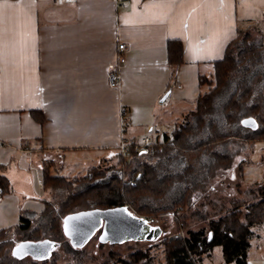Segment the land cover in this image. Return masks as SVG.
Here are the masks:
<instances>
[{
    "label": "crops",
    "instance_id": "1",
    "mask_svg": "<svg viewBox=\"0 0 264 264\" xmlns=\"http://www.w3.org/2000/svg\"><path fill=\"white\" fill-rule=\"evenodd\" d=\"M252 25L264 31V0H0V172L11 184L0 230L43 211L44 163L54 176L79 177L112 165L123 139L160 142L195 109L200 76ZM168 41L182 44L179 67ZM119 43L114 89L106 76ZM250 245L247 264H264V227ZM213 251L201 264H223Z\"/></svg>",
    "mask_w": 264,
    "mask_h": 264
},
{
    "label": "trees",
    "instance_id": "2",
    "mask_svg": "<svg viewBox=\"0 0 264 264\" xmlns=\"http://www.w3.org/2000/svg\"><path fill=\"white\" fill-rule=\"evenodd\" d=\"M167 48L169 62L179 67L181 42L168 41ZM199 87L195 109L175 124L171 138L165 135L148 150L136 153L135 143L129 142L127 160L119 154L112 165H98L79 177L54 176L51 164L44 163L43 187L51 198L44 201L42 212L23 211L18 225L0 230V264H27L10 253L12 233L23 241L61 244L69 256L66 264H84L89 255L71 246L62 230L63 218L114 207L129 208L148 223L152 219L153 226L161 225L163 216H173L184 234L159 241L165 264H201L215 247L221 249L223 264H247L250 242L257 228L264 227V184H244L247 160L235 159L243 147L251 152L255 143H264V31L255 25L238 30L222 59L213 63L211 76H200ZM246 119H254V130L242 124ZM231 143L240 149L229 150ZM232 168L238 175L237 196H210V188ZM10 191V181L0 172V198ZM29 264H58V259L53 255ZM104 264L155 262L151 248H129L125 256L108 252Z\"/></svg>",
    "mask_w": 264,
    "mask_h": 264
},
{
    "label": "water",
    "instance_id": "3",
    "mask_svg": "<svg viewBox=\"0 0 264 264\" xmlns=\"http://www.w3.org/2000/svg\"><path fill=\"white\" fill-rule=\"evenodd\" d=\"M168 94L164 95L163 102ZM245 127L252 130L256 128L254 119H246L242 122ZM64 236L74 248H82L96 234L99 244H122L134 242H156L164 236V230L159 226H153L145 218L135 215L126 207H114L111 209H94L71 213L62 220ZM55 244L47 239L43 241H23L11 249L14 259L21 260L31 257L34 261L49 259L53 253Z\"/></svg>",
    "mask_w": 264,
    "mask_h": 264
},
{
    "label": "rangeland",
    "instance_id": "4",
    "mask_svg": "<svg viewBox=\"0 0 264 264\" xmlns=\"http://www.w3.org/2000/svg\"><path fill=\"white\" fill-rule=\"evenodd\" d=\"M255 146L253 147L252 151L250 152L249 147H243V149H240V146L237 144L231 143L229 144V150H232L233 148L238 150L240 149V153L236 157V161L239 162L240 158L247 160L245 162V165L243 167V174H244V184L246 185H255L258 183L264 184V143H255ZM237 150V151H238ZM236 151V152H237ZM116 162V161H115ZM114 162V163H115ZM105 166V165H103ZM250 172V173H248ZM85 174V173H84ZM238 175L236 174V168H232L229 172L226 174H223V176L220 178L219 181L215 182L213 185V188H210L208 194L216 193V195L224 196L225 198L230 197H236V189L235 184L237 181ZM244 188L245 186L242 185ZM212 196V195H210ZM163 221H161V225H159L163 230L165 235L158 238L156 242H134L129 241L122 244H103L104 246L100 249L98 248V236L97 234L91 238L87 244L82 247L78 248L79 250H84L86 255H89L85 257L84 264H104V261H106V255L108 252H119L122 255H126L129 248L132 249H145V248H151V255L153 258V261L155 264H165L163 261V248L159 244V241L161 238L166 236H172L173 234H181L183 235L182 228L177 229L174 223L173 216H163ZM201 225V224H200ZM196 227H199V225H195ZM191 227H194L193 225ZM10 238H12V246H15V244H18L20 242H23V238L21 235H18L16 233H12ZM36 242V241H35ZM54 243V242H53ZM55 247L53 248V255L57 256L58 264H66L69 262V256L63 251L61 244L54 243ZM222 260L221 258V249L220 247H215L213 251V260L214 263L217 262V260ZM23 260L26 261L27 264H29L30 261H34L31 257H25ZM223 262V260H222Z\"/></svg>",
    "mask_w": 264,
    "mask_h": 264
},
{
    "label": "built area",
    "instance_id": "5",
    "mask_svg": "<svg viewBox=\"0 0 264 264\" xmlns=\"http://www.w3.org/2000/svg\"><path fill=\"white\" fill-rule=\"evenodd\" d=\"M116 50H117L116 61L114 63H110L106 76V79L108 81V87L114 89L117 88L119 85L120 82L119 72L125 62V57L123 55V53L126 51L125 44L124 43L117 44ZM126 115H127L126 110L125 111L122 110L120 114L122 131H125L126 126L128 125V121L126 120ZM165 134L168 137V139L172 137L171 130H168V132H166ZM128 145L129 142L123 139L118 146L119 154L125 160H127V158L129 157ZM149 148H150V140L148 137L142 138L140 142L135 143V145L133 146V149L136 153L141 152L142 150L143 151L148 150ZM149 224L153 225L154 220L150 219Z\"/></svg>",
    "mask_w": 264,
    "mask_h": 264
}]
</instances>
